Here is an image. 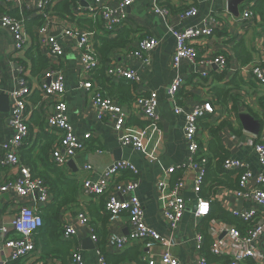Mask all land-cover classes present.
I'll return each instance as SVG.
<instances>
[{"label": "crops", "instance_id": "crops-1", "mask_svg": "<svg viewBox=\"0 0 264 264\" xmlns=\"http://www.w3.org/2000/svg\"><path fill=\"white\" fill-rule=\"evenodd\" d=\"M65 1L60 0L49 7L52 15L51 20L55 24L53 33L61 41L65 55L53 64L48 59L51 65L60 67L64 72L65 100L69 107L70 123L75 129L80 144L84 147L74 159L70 160L74 161L75 167L68 165L70 161L64 167L68 170V176L78 179L82 186L85 179H91L93 182L100 180L104 170L115 163L129 161L139 171L137 195L145 211L144 222L146 226L157 231L165 240L173 241L174 239L175 246L170 248L172 254L183 264H197L203 255L213 260L226 261V258L212 254V246L214 240L224 239L225 230L229 226L219 220L208 222L205 219L197 218L195 215L198 204V197L194 191L196 171L193 167H189L186 171H178L173 175H168L167 172L173 167L177 168L190 163L191 154L185 139L187 117L195 108L211 104L213 112L208 114L200 123L199 136L202 153L209 156L212 128L222 123L231 125L232 128L225 127L220 132V138L230 154L229 158L241 160L249 165L255 174L251 185L261 188V185L257 184L256 177L263 169L259 163L255 147L257 144H264V85L254 80L252 70L264 65V25L260 23L259 18L254 20L253 17L250 23L246 25L242 20L244 11L251 10L250 7L255 3V0L254 2L246 0L239 6L240 18L234 17L228 10L230 0H198V15L191 19H181L179 16L185 5L184 0H133L132 6L126 10L127 21L121 27V29L133 31L130 36L131 42L127 48L117 49L110 59L114 65H124L129 69L138 71L140 81L136 84L126 80L118 82L109 77L107 71L106 75L115 87L129 85L131 96L134 98L152 92H156L158 95L159 122L157 123L146 120L144 115L134 106V102L119 103L127 114L126 134L141 141V151H137L131 146L122 147L119 143V136L114 130V121L109 118L100 119L98 117L92 104V95L82 87L79 78L81 51H79L76 41L64 38L62 35V31L67 27L86 31L88 26H83V20L101 22L100 17L93 16L89 11V8L93 7L97 0H82L80 6L74 9V17H76L74 21H71L70 17L65 16L64 18V15L56 12V8L62 6ZM121 1L103 0V4L116 9ZM156 1L162 5H168L173 10L170 27L174 30L183 31L192 27L202 28L210 24L212 17L218 20L219 23L214 25L217 30L213 37L198 39L193 44L198 49L200 58H204L206 55L226 56L228 63L226 69L220 71L217 67H207L201 59L197 63L184 60L179 69H174L172 56L176 48V40L170 31V27L154 12L152 5ZM37 2L38 0H2L0 2V19L6 15L5 13L19 18L23 21L29 37L26 49L17 51L13 36L9 30L3 28L0 21V97L3 95L0 100V160L3 156L4 143L15 135V129L9 124V118L13 105L12 96L21 89L22 67L26 70V75L23 77H26L31 90V94L27 98L29 100L28 125L30 128L27 149L33 147L35 153L38 152L39 146H42L41 137L48 133L55 134L61 141L59 131L50 129L48 126V118L53 113V102L51 99H42L37 92L39 74H34L33 62L28 56V53H33L37 49L38 31L45 24L43 16L35 9ZM41 18L43 19L42 23L36 26L35 20ZM28 25L32 32L28 31ZM99 34L104 38L107 37L105 32H99ZM116 36L117 34H114L111 37L116 38ZM148 37L157 38L159 45L150 55L151 66L144 67L141 61L131 60L128 54L136 49L140 40ZM91 42L94 51H96V43L101 45L100 40L95 39L94 35ZM241 42L252 53L254 52V61L245 66L241 65L235 51V47ZM42 53L45 55L43 51ZM207 71L209 76L204 78L203 73ZM94 74L89 76L91 82L94 83L98 91L101 89L103 95L108 97V89H114V86L107 83L106 86L101 87L94 78ZM178 76L183 77L186 84L179 91L174 101L168 97L166 91ZM235 79L242 81L240 89L231 91V95L236 99L238 114L234 113L235 102L232 99L223 106L218 104L213 96L215 88L225 87ZM114 99L118 100L117 98ZM116 103L118 102L116 101ZM176 106L182 108L180 114L174 112ZM240 114H250L261 123L259 135L244 130L239 119ZM88 134H91L92 137L85 139ZM88 165L92 166V170L89 172L85 170ZM10 175L11 171L0 165V178H7ZM133 178V174L124 173L120 180ZM232 178L236 180L235 177ZM180 179L186 183L184 198L187 201V211L178 230L172 233L163 214L171 197L172 186ZM160 182L166 184L162 193L157 189ZM233 191L218 189L214 200H217L229 212H250L256 209L259 212V217L264 218V209L258 208L250 199L236 197ZM78 202V206L70 205L63 210L62 225L66 222L73 223L77 230V236L73 240L65 241L62 237L59 240L70 243L71 248L68 252H66V248L61 247L54 240L51 231L46 233L43 230L41 231L43 234L40 235L41 233H39L36 237L34 255L25 261H13L12 250L4 246V235L1 229L6 228L9 231V238L17 237L13 230V222L20 211V207L22 205L34 206L36 202L33 198L19 197L13 192H0V264H70L72 255L77 251L82 255L84 264H106L99 251L100 243L103 240L100 238L98 243L92 239L96 233L99 235L102 231L108 235L105 243V251L108 254L118 255L133 245H138L135 243L125 250L119 251L109 241L112 235L129 237L133 232L127 213H122L120 218L114 222L109 220L103 224L102 219L106 217L102 203L103 198L89 200L81 193ZM37 206H39L40 211L46 207H41L40 204ZM81 211L87 213L91 224L81 226L76 223L77 215ZM199 233L206 234L204 235L202 250H198L196 243V237ZM89 239H91V243H85ZM142 247H144L143 264H148L150 259L159 261L165 249L161 244H155L151 248L143 244ZM225 251L237 252L238 249L227 243ZM255 253L256 259L245 260L242 264H264V236L256 243ZM122 264L138 263L125 262Z\"/></svg>", "mask_w": 264, "mask_h": 264}, {"label": "built area", "instance_id": "built-area-1", "mask_svg": "<svg viewBox=\"0 0 264 264\" xmlns=\"http://www.w3.org/2000/svg\"><path fill=\"white\" fill-rule=\"evenodd\" d=\"M9 1V0H7ZM60 0H38L36 11L40 13L45 24L38 31L37 45L45 53L53 64L61 60L65 53L61 41L54 35L49 7ZM80 6L82 0H75ZM2 2V0H0ZM133 0H122L116 9L103 4V0H97L93 7L89 8L93 16H98L103 20L105 30L108 32H117L127 21L126 10L132 6ZM185 5L179 13L181 19H191L198 15V0H184ZM152 8L169 27L173 17V10L166 4L162 5L159 1L153 3ZM254 15L250 10H245L242 15L245 25L250 23ZM3 28L9 30L13 36L17 51H23L28 46L29 37L26 33L22 20L13 18L9 15H3L0 19ZM218 22L215 18L210 19V24L202 28L192 27L183 31H178L170 27V31L176 40V48L172 56V67L179 69L184 60L191 63H197L199 59L207 67H217L224 71L228 65L227 58L224 55H206L200 58L198 49L193 42L198 39L211 38L215 31L214 25ZM219 23V22H218ZM64 38L76 41L80 57L79 78L81 85L92 95V104L100 119L109 118L114 121V130L119 136V143L122 147H134L137 151L142 150L141 141L138 138L130 137L126 134L127 114L124 108L113 100L103 96L91 82L90 75L101 68L100 60L91 47V38L93 34L82 31L79 28L67 27L62 31ZM159 41L155 37H148L140 40L136 49L132 50L128 56L131 60H139L144 67L151 66V53L158 47ZM21 74L26 75V70L22 67ZM253 78L257 83L264 85V65L252 70ZM107 75L116 81H131L136 84L140 81L138 71L129 69L124 65H114L111 61L108 65ZM21 78V89L13 94V105L9 118L10 126L15 129V135L6 141L3 145V156L0 165L11 171L7 178H0V192H13L19 197H30L36 202L34 206L20 207V211L13 222V230L17 234L15 238H9V231L6 228L1 229L4 235V246L12 250L13 261H25L32 257L36 251V237L44 227V220L38 204L41 207L51 203L52 194L41 178L34 177L30 168L22 164L20 151L30 135L28 125V102L27 98L31 94L26 77ZM209 76V72H204L203 77ZM39 92L42 99H51L53 102V113L48 118L50 129L59 131L61 141L54 148L51 156L52 162L59 167H65L67 163L74 159L76 154L84 149L78 140V136L69 119V107L66 102V84L65 75L60 67L51 65L38 78ZM186 80L178 76L175 81L167 88V95L170 99L176 100L179 91L185 86ZM1 91V85H0ZM134 106L144 115L145 119L152 122H159L158 107L159 98L156 92L145 96H137ZM176 114L182 112V108L176 106ZM211 104H205L195 108L187 117L185 126V139L188 145V151L191 154L190 163L180 167H173L167 172L173 175L176 172H184L189 167L196 171L194 191L198 197L197 209L195 215L199 219H204L211 212V202L208 199L201 198V188L205 182V172L208 159L201 155L202 147L200 142V123L208 114L212 113ZM88 134L85 139L91 138ZM259 157V163L263 171L258 173L256 181L258 185H264V144H257L255 147ZM224 169L228 172L243 171L240 177V190L233 191L238 198L250 199L258 208L264 209V190L253 187L252 180L255 178L253 170L241 160L229 158L224 164ZM86 171H91L92 166L85 167ZM124 173L133 174L131 180H120ZM139 171L129 161H120L104 170L102 178L97 182L91 179H85L81 186L82 196L86 199H105L106 212L110 215V222L120 218L122 213H127L129 223L133 232L129 237H119L112 235L110 243L119 251L127 247L141 243L151 248L155 244H161L165 248L160 256V260L150 259L148 264H183L171 252V247L175 246V241H167L157 231L149 228L145 224V211L137 195L139 190V180L137 176ZM166 184L160 182L157 186L159 192H163ZM186 183L183 179L178 180L172 186L171 197L168 200L167 207L163 217L169 230L175 233L187 211V201L184 198ZM234 216L244 221L248 230L242 234L235 227L229 226L225 230L224 239L214 240L212 254L217 257H224V262H210L204 255L197 264H242L245 260L256 259L255 245L264 236V218L259 217V212L254 209L250 212L232 211ZM260 219V220H259ZM78 225L85 226L90 224L89 216L85 211L77 215ZM77 236L76 226L73 223H64L62 238L65 241L73 240ZM94 242L98 241L96 234L92 237ZM204 235L199 233L196 237L198 250H202ZM230 243L232 247L238 249L237 252L225 251L226 244ZM70 264H84L80 252L72 255Z\"/></svg>", "mask_w": 264, "mask_h": 264}, {"label": "trees", "instance_id": "trees-1", "mask_svg": "<svg viewBox=\"0 0 264 264\" xmlns=\"http://www.w3.org/2000/svg\"><path fill=\"white\" fill-rule=\"evenodd\" d=\"M251 2H254V0H251ZM77 7L78 3L75 0H66L62 6L56 8V12H58L60 15H64V18L65 16L70 17L71 21H74L76 18L74 17V9ZM250 9L254 15V20L259 18L260 23L264 25V0H255V3L250 7ZM5 14L9 15L8 13ZM11 17L19 19L14 16ZM42 20V18L38 20L36 19L34 24L38 26L42 23ZM102 21L98 22L93 20H83V26L87 25L88 27L86 31L92 33L95 39L97 38L100 40L101 44L99 46L96 43V55L100 60L101 69L95 71L94 78L101 87L106 86L107 83H111L112 86H114V83H112L111 79L107 78L106 75L108 65L111 62L110 57L114 52H116L117 49L127 48L131 42L130 36L133 31L131 29H121L120 31L114 33L108 32L105 30L104 23ZM28 31L32 32L29 25ZM99 32H105L107 37L104 38L99 34ZM114 34H117L116 38L111 37ZM235 51L236 56L242 66L251 64L254 61V52L252 53L244 43H239L235 47ZM28 56L33 62V72L35 75L39 74L38 77L41 76V74L51 65L48 57L42 53L39 46H37V49L33 51V53H28ZM241 86L242 81L240 79H235L231 84H228L225 87L215 88L213 90V96L215 97L218 104L225 106L231 99L235 102L236 99H234L233 95H231V91L233 89H240ZM113 88L114 89H108L109 94L107 95V98L113 100L114 102L117 101L118 104L120 102L129 104L135 101L136 97L134 98L131 96V87L129 85L114 86ZM99 91L103 95L101 89ZM114 98H117L119 101L115 100ZM27 102H29V100H27ZM233 110L235 114H238L236 102ZM143 126L145 125L143 124ZM225 127L232 128V126L228 125L227 123H222L221 125L212 128V140L209 146V156H206L205 153H201V155L207 157L208 163L205 167V182L201 188L200 197L208 199L211 202V212L204 219L208 222L219 220L223 224L235 227L242 234H245L248 230L247 224L234 216L231 212L224 209L217 200H214V196H216V191L218 189L239 191L240 177L243 173V171L231 173L224 169V164L230 157L229 152L225 148L222 139L220 138V132ZM41 139L42 146H39L38 152L36 153L33 147L31 149H27L28 140H26L23 148L20 151V158L22 164L31 169L34 177L41 178L45 181L52 194L51 203L41 209V214L44 220V227L41 231L44 230L46 233L51 231L54 240L60 244L61 247L66 248V252H68L71 248L70 243L59 241L62 237L63 231V210L70 205L78 206L79 197L81 195V185L78 179L70 178L68 176L67 168L59 167L51 160V155L54 151V148L60 143V139L52 133L42 136ZM232 177H235L236 180H234ZM260 189L264 190V185H261ZM102 203L106 212V203L104 198ZM105 216L106 217L102 219L103 224H106L110 220V215L107 212ZM42 234L43 232L40 235ZM96 236H98L97 238L99 241L100 238L103 240L102 243H100L101 245L99 246V251L102 254L106 264H122L125 262H136L138 264H143V244H135V246L133 245L121 254L111 255L105 251V243L107 241L108 235L102 231ZM207 259L210 262L223 261L213 260L210 257H207Z\"/></svg>", "mask_w": 264, "mask_h": 264}, {"label": "water", "instance_id": "water-1", "mask_svg": "<svg viewBox=\"0 0 264 264\" xmlns=\"http://www.w3.org/2000/svg\"><path fill=\"white\" fill-rule=\"evenodd\" d=\"M245 2L246 0H230L228 2V10L234 17L240 18L241 13H240L239 6ZM2 97L3 95H1L0 100L2 99ZM239 119L245 131L252 133L254 135H259V133L261 132V123L258 120H256L252 115L240 114ZM68 165L70 167H75L74 161H70ZM90 241L91 239L85 241V243H91ZM92 244L94 246V243Z\"/></svg>", "mask_w": 264, "mask_h": 264}]
</instances>
